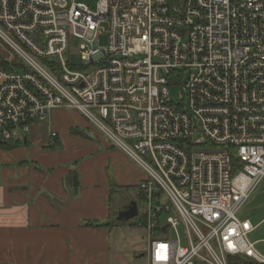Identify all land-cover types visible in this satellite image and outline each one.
Instances as JSON below:
<instances>
[{
  "label": "built area",
  "instance_id": "2783aa9c",
  "mask_svg": "<svg viewBox=\"0 0 264 264\" xmlns=\"http://www.w3.org/2000/svg\"><path fill=\"white\" fill-rule=\"evenodd\" d=\"M0 40V147L75 110L145 175L149 264H264V0H0Z\"/></svg>",
  "mask_w": 264,
  "mask_h": 264
},
{
  "label": "crops",
  "instance_id": "0c3cea01",
  "mask_svg": "<svg viewBox=\"0 0 264 264\" xmlns=\"http://www.w3.org/2000/svg\"><path fill=\"white\" fill-rule=\"evenodd\" d=\"M86 120L56 110L26 143L0 147V264H113L112 182L127 186L135 173Z\"/></svg>",
  "mask_w": 264,
  "mask_h": 264
},
{
  "label": "rangeland",
  "instance_id": "374dc122",
  "mask_svg": "<svg viewBox=\"0 0 264 264\" xmlns=\"http://www.w3.org/2000/svg\"><path fill=\"white\" fill-rule=\"evenodd\" d=\"M84 1L91 5H95L98 0H78ZM103 45H106V38H103ZM0 52L5 55H11L3 41L0 40ZM71 61L75 65H82L84 63V54L80 49V41L73 40L70 49ZM178 88L172 89V99L175 102H179L182 99ZM60 110V109H59ZM67 110V109H63ZM71 111V110H70ZM87 121V120H86ZM91 130L90 134L98 136L104 141H108L107 137L95 128L89 121ZM15 141L9 142V145H13ZM109 142V141H108ZM128 159V158H127ZM129 164L133 167L135 175L131 184L127 186H119L118 181L114 178L113 194L111 200V207L114 210L112 220V247H113V264H149V242L148 232L144 228L137 227L138 217L131 221H117V213L122 211L131 203H136L139 210V217L143 215L144 201L136 187L141 177H144V173L139 167L130 159ZM121 163V162H120ZM123 167V164H120ZM122 170V168H121ZM116 214V216H115ZM239 217L242 220L249 219L254 226L259 225L257 230L249 236V241H264V180L262 181L258 190L250 198L249 202L245 205L242 211L239 213ZM165 222V219H164ZM183 231L180 229L178 233L173 229H170L167 234H164L161 238L165 240L176 241L178 237L182 238ZM256 250L259 254H264V243L260 242L256 245ZM240 258H229V264H239L237 260ZM246 264H257L254 261L245 260Z\"/></svg>",
  "mask_w": 264,
  "mask_h": 264
},
{
  "label": "water",
  "instance_id": "95a60500",
  "mask_svg": "<svg viewBox=\"0 0 264 264\" xmlns=\"http://www.w3.org/2000/svg\"><path fill=\"white\" fill-rule=\"evenodd\" d=\"M27 142V138H25V143ZM138 216V207L136 203H131L126 210H122L118 213L116 220L128 222L133 220Z\"/></svg>",
  "mask_w": 264,
  "mask_h": 264
},
{
  "label": "trees",
  "instance_id": "16d2710c",
  "mask_svg": "<svg viewBox=\"0 0 264 264\" xmlns=\"http://www.w3.org/2000/svg\"><path fill=\"white\" fill-rule=\"evenodd\" d=\"M55 146L54 145H52V146H49V149H53ZM73 175H75V173H72V176ZM72 178V177H71ZM75 178H76V175H75ZM112 186H114V182H112ZM117 215H118V213H117ZM115 216H116V214H115ZM117 217V216H116ZM112 220H113V217H112Z\"/></svg>",
  "mask_w": 264,
  "mask_h": 264
}]
</instances>
